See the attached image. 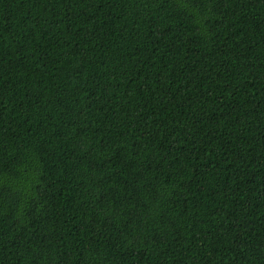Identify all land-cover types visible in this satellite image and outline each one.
I'll return each mask as SVG.
<instances>
[{
  "label": "trees",
  "instance_id": "1",
  "mask_svg": "<svg viewBox=\"0 0 264 264\" xmlns=\"http://www.w3.org/2000/svg\"><path fill=\"white\" fill-rule=\"evenodd\" d=\"M0 264H264V0H0Z\"/></svg>",
  "mask_w": 264,
  "mask_h": 264
}]
</instances>
